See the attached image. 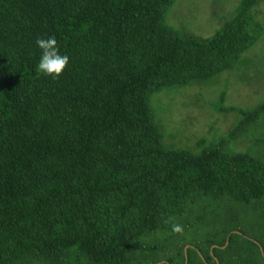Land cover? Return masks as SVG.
Returning <instances> with one entry per match:
<instances>
[{"label": "trees", "instance_id": "1", "mask_svg": "<svg viewBox=\"0 0 264 264\" xmlns=\"http://www.w3.org/2000/svg\"><path fill=\"white\" fill-rule=\"evenodd\" d=\"M173 1L0 0V264H264L242 231L264 226V138L233 145L264 102L220 109L236 122L199 152L165 146L149 102L233 68L259 0L208 38L165 23ZM48 36L56 79L35 68Z\"/></svg>", "mask_w": 264, "mask_h": 264}, {"label": "rangeland", "instance_id": "2", "mask_svg": "<svg viewBox=\"0 0 264 264\" xmlns=\"http://www.w3.org/2000/svg\"><path fill=\"white\" fill-rule=\"evenodd\" d=\"M240 1L174 0L164 20L180 34L208 38L234 15ZM255 11L250 30L255 42L241 53L233 68L205 82L166 87L150 96L154 122L165 146L199 152L201 140L205 145L218 140L236 122V113L220 109L252 110L264 102V0H259ZM246 133L245 141L233 144L236 151L253 146L255 138H264L263 127ZM245 218L249 223L255 219L254 225L251 228L246 220L242 231L252 234V229L264 236L262 220L251 215Z\"/></svg>", "mask_w": 264, "mask_h": 264}, {"label": "clouds", "instance_id": "3", "mask_svg": "<svg viewBox=\"0 0 264 264\" xmlns=\"http://www.w3.org/2000/svg\"><path fill=\"white\" fill-rule=\"evenodd\" d=\"M35 44L39 50L38 62L35 65L36 71L52 79L58 78L69 63V57L67 54L60 53L56 37H39L35 40ZM169 226L174 233L182 232V226L179 223H170Z\"/></svg>", "mask_w": 264, "mask_h": 264}, {"label": "water", "instance_id": "4", "mask_svg": "<svg viewBox=\"0 0 264 264\" xmlns=\"http://www.w3.org/2000/svg\"><path fill=\"white\" fill-rule=\"evenodd\" d=\"M186 264V263H185Z\"/></svg>", "mask_w": 264, "mask_h": 264}]
</instances>
